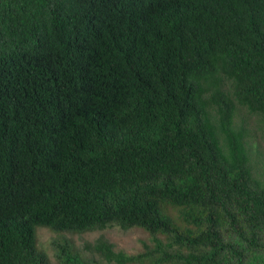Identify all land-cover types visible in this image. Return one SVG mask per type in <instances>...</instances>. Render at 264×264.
<instances>
[{
    "label": "trees",
    "instance_id": "trees-1",
    "mask_svg": "<svg viewBox=\"0 0 264 264\" xmlns=\"http://www.w3.org/2000/svg\"><path fill=\"white\" fill-rule=\"evenodd\" d=\"M264 0H0V264L36 226H138L151 247L56 264H264Z\"/></svg>",
    "mask_w": 264,
    "mask_h": 264
},
{
    "label": "rangeland",
    "instance_id": "rangeland-1",
    "mask_svg": "<svg viewBox=\"0 0 264 264\" xmlns=\"http://www.w3.org/2000/svg\"><path fill=\"white\" fill-rule=\"evenodd\" d=\"M233 123L243 127L251 161L258 171L257 174L264 178V119L249 112L245 106L237 105L233 113ZM99 236L109 241L113 249H120L126 253L141 251L145 245L151 247L153 243L151 235L138 226L122 228L117 224H111L101 229L81 232L53 231L46 226H36L35 229L36 244L47 253L52 264H56L53 239L64 238L70 249L76 251L81 258L89 259L99 258V254L90 245Z\"/></svg>",
    "mask_w": 264,
    "mask_h": 264
}]
</instances>
